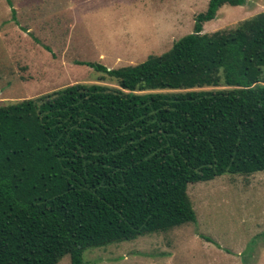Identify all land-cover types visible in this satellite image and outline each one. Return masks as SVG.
Wrapping results in <instances>:
<instances>
[{
    "label": "trees",
    "instance_id": "trees-1",
    "mask_svg": "<svg viewBox=\"0 0 264 264\" xmlns=\"http://www.w3.org/2000/svg\"><path fill=\"white\" fill-rule=\"evenodd\" d=\"M244 2L208 0L137 64L78 62L116 87L0 105V264H84L86 249L194 222L187 184L264 170V11L202 32Z\"/></svg>",
    "mask_w": 264,
    "mask_h": 264
},
{
    "label": "rangeland",
    "instance_id": "rangeland-1",
    "mask_svg": "<svg viewBox=\"0 0 264 264\" xmlns=\"http://www.w3.org/2000/svg\"><path fill=\"white\" fill-rule=\"evenodd\" d=\"M9 1L0 0V105L75 83L116 87L78 62L111 69L160 54L191 32L208 0ZM262 11L264 0L222 5L202 32L233 28ZM186 195L194 222L86 249L83 263L264 264V170L189 183ZM55 264H69L68 256Z\"/></svg>",
    "mask_w": 264,
    "mask_h": 264
}]
</instances>
